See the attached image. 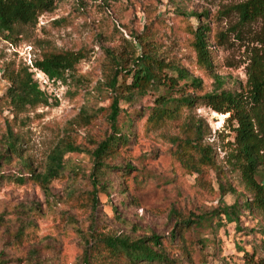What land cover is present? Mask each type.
Segmentation results:
<instances>
[{
  "label": "rangeland",
  "instance_id": "374dc122",
  "mask_svg": "<svg viewBox=\"0 0 264 264\" xmlns=\"http://www.w3.org/2000/svg\"><path fill=\"white\" fill-rule=\"evenodd\" d=\"M245 1L56 0L34 22L0 31V150L15 139L37 176L45 172L58 143L66 140L82 149L64 154V169L49 183L33 179L15 156L0 159V173L24 178L0 183V264H80L87 244L89 264H117L102 257L104 248L97 246L105 234L131 239L159 235L178 264H249L261 238L264 210L241 206L231 222L214 215L180 223L254 197L238 168L242 156L228 112L216 113L196 102L153 125L146 119L166 87L150 88L131 100L122 94L118 126L129 142L106 157L112 167L105 172H92L90 156L110 132L111 54L133 70L144 64H134L132 55L152 54L165 75L179 77L175 68H181L201 80L194 88L177 79L179 92L202 95L216 88L217 80L223 89H245L254 57L264 58L261 20L243 22L234 8ZM200 19L207 27L209 67L194 46ZM65 50L81 51L83 58L64 81L40 82L34 60L47 51ZM26 69L33 71L45 102L17 105L8 96L9 77L20 79ZM82 109L93 115L89 122L80 117ZM198 119L214 163L194 164V169L173 152L187 121ZM256 181L264 183L260 176Z\"/></svg>",
  "mask_w": 264,
  "mask_h": 264
},
{
  "label": "trees",
  "instance_id": "16d2710c",
  "mask_svg": "<svg viewBox=\"0 0 264 264\" xmlns=\"http://www.w3.org/2000/svg\"><path fill=\"white\" fill-rule=\"evenodd\" d=\"M55 1L0 0V31L11 32L16 23L34 22L38 14L52 10ZM234 8L239 11L243 22L261 20L264 26V0H247L236 4ZM206 31V24L200 19L198 28L194 31V46L203 64L209 67L211 63L207 58ZM110 57L115 66L107 83L109 90L114 94L109 107L110 112L107 115L110 132L96 142L90 152L92 172L96 173L101 170L105 172L106 168L112 167L106 162V157L117 152L120 146L129 142V135L118 126L119 96L125 94L124 98L131 100L134 96L143 95L150 88L165 86L166 92L157 97L156 105L151 108L146 122L156 125L166 119H173L182 107H191L196 102L216 113L228 112L229 118L236 123L235 139L239 144L238 153L242 156L241 162H238V168L254 195L251 201L245 199L242 204L234 202L230 205H219L210 214H202L194 221L188 219L180 223L182 225L195 224L198 221L210 220L214 215L224 216L228 222H231L237 220L241 206L244 209L254 207L264 210V183L256 181V176L264 179V168H259V165L264 164V154L261 152L264 150V58L260 55L254 57L245 89H223L222 83L217 80V87L212 91L195 96L183 91L179 92L182 88L177 86V79H184L185 84L192 85L194 88L201 86V80L190 76L185 69L175 68L179 77H173L163 73V65L152 54L132 55L131 60L134 64H144L137 70L123 65L120 56L111 54ZM81 58H83L81 51H47L36 58L32 66L45 73L53 81H64ZM32 72L26 69L24 77L20 79L9 77L12 85L8 87L7 94L14 104L25 106L45 102L42 92L33 80ZM120 75L121 82L119 83ZM127 78H130V83L127 82ZM175 92L180 95L173 97L172 93ZM80 117L86 118L85 120L89 122L93 115L82 109ZM205 134L202 119L187 121L182 137L175 138L176 148L173 154L194 169L196 166L194 164L212 165L214 163L212 150L209 144L204 143ZM74 151L78 152L82 149L79 145L66 140L58 143L48 156L45 172L37 176L34 175L33 170L28 168L29 164L26 159H22L21 146L15 139L6 141L5 148L0 150V159L10 160L15 156L19 158L23 166L31 170L33 179L49 183L64 169V154ZM125 168L128 169V167ZM10 180L23 182L24 178L0 173V183ZM94 198H96L95 195ZM259 233L261 238L257 250L249 255V264H264V227L259 229ZM161 245L160 236L155 234L135 239L107 234L97 238V246H101L105 251L102 257H108L117 264H178L176 259L171 257ZM85 247L80 264L90 263L89 251L91 250L88 244ZM93 247L96 248V245Z\"/></svg>",
  "mask_w": 264,
  "mask_h": 264
},
{
  "label": "built area",
  "instance_id": "2783aa9c",
  "mask_svg": "<svg viewBox=\"0 0 264 264\" xmlns=\"http://www.w3.org/2000/svg\"><path fill=\"white\" fill-rule=\"evenodd\" d=\"M34 72H37L40 75V82L48 83V80H50L48 78V76L45 73H43L42 71L35 68Z\"/></svg>",
  "mask_w": 264,
  "mask_h": 264
},
{
  "label": "bare ground",
  "instance_id": "6f19581e",
  "mask_svg": "<svg viewBox=\"0 0 264 264\" xmlns=\"http://www.w3.org/2000/svg\"><path fill=\"white\" fill-rule=\"evenodd\" d=\"M216 114V113H215Z\"/></svg>",
  "mask_w": 264,
  "mask_h": 264
}]
</instances>
